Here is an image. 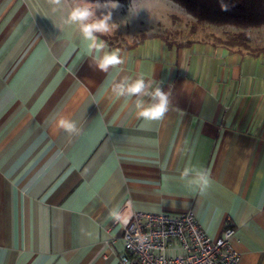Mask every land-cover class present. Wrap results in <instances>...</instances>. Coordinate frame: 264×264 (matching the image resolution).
<instances>
[{"label": "crops", "instance_id": "crops-1", "mask_svg": "<svg viewBox=\"0 0 264 264\" xmlns=\"http://www.w3.org/2000/svg\"><path fill=\"white\" fill-rule=\"evenodd\" d=\"M141 1L115 3L154 14ZM80 3L0 0V264H120L122 224L110 212L126 202L192 209L212 237L232 225L238 264H264V27L247 30L249 48L212 35L129 46L96 34L124 61L104 71L101 50L65 22ZM140 78V93L116 95ZM157 88L168 111L139 117L137 101L156 103Z\"/></svg>", "mask_w": 264, "mask_h": 264}, {"label": "built area", "instance_id": "built-area-1", "mask_svg": "<svg viewBox=\"0 0 264 264\" xmlns=\"http://www.w3.org/2000/svg\"><path fill=\"white\" fill-rule=\"evenodd\" d=\"M118 211L125 249L120 264H238L240 260L231 244L232 225L212 237L192 209L150 213L132 209L126 202Z\"/></svg>", "mask_w": 264, "mask_h": 264}, {"label": "clouds", "instance_id": "clouds-1", "mask_svg": "<svg viewBox=\"0 0 264 264\" xmlns=\"http://www.w3.org/2000/svg\"><path fill=\"white\" fill-rule=\"evenodd\" d=\"M53 5H61L66 2V0H49ZM222 10H228V5L220 0ZM117 5L115 0H108L107 3L101 4L99 2L92 3L90 0H81L80 4L72 6L67 13L66 23H75L79 25V30L85 40L90 41V48L100 49L102 54L97 58L96 63L101 70L107 71L110 66H116L122 64L123 58L119 51L103 52L104 44L97 43L98 37L97 33H108L110 32L114 24H112V12L110 9L116 8ZM105 9L106 12H101L97 15L99 9ZM56 11V8H53ZM145 88L144 79H137L134 83L126 84L122 83L117 85L118 91L117 96L124 95L127 92L129 95L140 93ZM154 97L157 99L156 103L151 104L149 107L144 108L142 101H137L136 108L138 111V116L141 118L149 120H159L168 111L169 99L168 96L163 93L159 88L154 92ZM58 126L63 128L67 132L71 133L76 131L75 123L68 119H60L58 121ZM184 175H187L185 171ZM202 190L209 186L210 180L207 174H200L197 181ZM110 215L117 221L121 220V213L118 210H113Z\"/></svg>", "mask_w": 264, "mask_h": 264}, {"label": "trees", "instance_id": "trees-1", "mask_svg": "<svg viewBox=\"0 0 264 264\" xmlns=\"http://www.w3.org/2000/svg\"><path fill=\"white\" fill-rule=\"evenodd\" d=\"M122 4H128L131 0H115ZM181 7L192 20L189 23V31L195 32L204 25L215 27H234L238 30L226 32L222 38L212 35L214 41L229 45L249 48L248 29L264 27V0H223L228 5V10H222L220 0H170ZM100 34V33H97ZM109 39L108 36L100 34ZM159 36L170 45L171 41L166 35L141 33L129 44L135 45L145 38ZM109 41V40H108ZM110 42V41H109ZM185 43H189L186 41ZM180 43H177V45ZM264 50V48H263Z\"/></svg>", "mask_w": 264, "mask_h": 264}, {"label": "rangeland", "instance_id": "rangeland-1", "mask_svg": "<svg viewBox=\"0 0 264 264\" xmlns=\"http://www.w3.org/2000/svg\"><path fill=\"white\" fill-rule=\"evenodd\" d=\"M99 3L104 4L107 2ZM141 3H146L149 7L153 6V8L156 9L154 14L153 12L151 13V11H149L144 16H140L138 10L135 9L133 12H131L133 15L130 16L127 13L119 11V8L123 7L116 4V8L110 9L112 12V18L110 22L114 24V27L110 32L104 33L103 35L108 36L109 40H112L116 43L130 44L132 40L136 37H139L141 33L147 32L155 35H166L171 42L176 43L189 39L210 38L211 35H225L226 32L230 31V29H234L232 27H215L212 25H204L192 33L189 31V23L192 20L191 16H189L177 4L171 2L170 0H145V2L141 1L140 4ZM106 11L107 10L103 8L99 9L97 11V15L99 16L101 12ZM115 17L117 21H115ZM130 19L134 22L133 30L123 31L127 28V26H129L127 24H123V21H130ZM139 19L143 21L141 25L138 24ZM157 20H159L158 24H156ZM150 23L151 25H149ZM141 28H144L147 31L138 32V30ZM130 39L131 41H129Z\"/></svg>", "mask_w": 264, "mask_h": 264}]
</instances>
